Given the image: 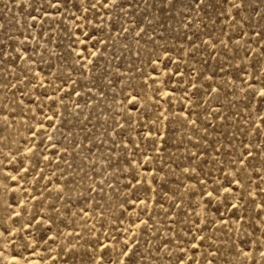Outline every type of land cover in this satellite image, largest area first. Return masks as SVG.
Returning <instances> with one entry per match:
<instances>
[{
	"label": "rangeland",
	"instance_id": "obj_1",
	"mask_svg": "<svg viewBox=\"0 0 264 264\" xmlns=\"http://www.w3.org/2000/svg\"><path fill=\"white\" fill-rule=\"evenodd\" d=\"M0 264H264V0H0Z\"/></svg>",
	"mask_w": 264,
	"mask_h": 264
}]
</instances>
